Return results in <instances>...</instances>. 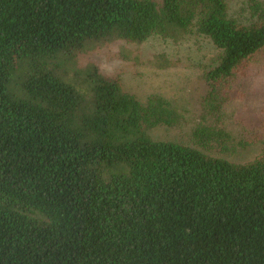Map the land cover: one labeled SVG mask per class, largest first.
<instances>
[{
	"label": "trees",
	"instance_id": "obj_1",
	"mask_svg": "<svg viewBox=\"0 0 264 264\" xmlns=\"http://www.w3.org/2000/svg\"><path fill=\"white\" fill-rule=\"evenodd\" d=\"M188 35L212 46L191 145L150 134L179 123L168 99L54 71L87 45ZM261 70L264 0H0V264H264V107L238 113L250 158L206 152L235 150L225 105Z\"/></svg>",
	"mask_w": 264,
	"mask_h": 264
},
{
	"label": "rangeland",
	"instance_id": "obj_2",
	"mask_svg": "<svg viewBox=\"0 0 264 264\" xmlns=\"http://www.w3.org/2000/svg\"><path fill=\"white\" fill-rule=\"evenodd\" d=\"M211 52L209 42L194 35H188L178 42L159 37L144 42L117 39L87 45L75 51L69 63L63 61L60 65L54 59L57 65L54 71L85 90L87 69L94 66L102 76L118 80L125 91L135 94L142 101L150 94L168 99L180 114L179 123L171 128L158 127L150 134L155 138L173 139L191 145L193 131L202 117V99L208 88L199 75L208 63ZM247 80L250 83L247 82L248 91L243 101H238L239 98L237 101L231 100L225 105L227 114L223 116V128L230 132L227 144L229 147L231 143L236 145L235 150L231 147L227 151L211 149L206 152L235 160L248 159L256 152V145H247L250 144L247 141L252 142L248 137L253 134L255 125L237 117L238 113H242L245 119L251 120L248 117L264 107V70L255 72Z\"/></svg>",
	"mask_w": 264,
	"mask_h": 264
}]
</instances>
